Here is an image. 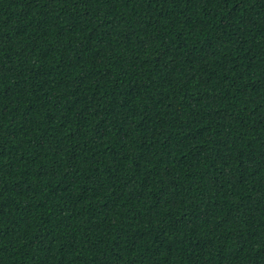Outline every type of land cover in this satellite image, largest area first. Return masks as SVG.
Here are the masks:
<instances>
[{"label": "trees", "instance_id": "1", "mask_svg": "<svg viewBox=\"0 0 264 264\" xmlns=\"http://www.w3.org/2000/svg\"><path fill=\"white\" fill-rule=\"evenodd\" d=\"M0 264H264V0H0Z\"/></svg>", "mask_w": 264, "mask_h": 264}]
</instances>
